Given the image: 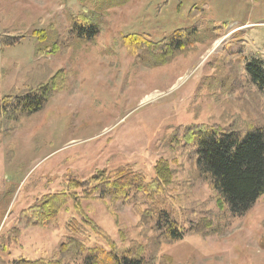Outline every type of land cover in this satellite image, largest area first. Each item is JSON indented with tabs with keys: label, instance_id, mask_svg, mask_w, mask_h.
I'll return each mask as SVG.
<instances>
[{
	"label": "rangeland",
	"instance_id": "1",
	"mask_svg": "<svg viewBox=\"0 0 264 264\" xmlns=\"http://www.w3.org/2000/svg\"><path fill=\"white\" fill-rule=\"evenodd\" d=\"M132 35L141 47L127 46ZM254 58L264 0H0V105L52 91L31 116L0 112V264L64 261L71 213L49 226L24 218L64 183L120 167L153 174L162 160L175 205L210 225L174 241L144 230L127 202L84 201L120 250L155 264H264V197L232 216L178 140L195 124L264 129V97L245 79Z\"/></svg>",
	"mask_w": 264,
	"mask_h": 264
},
{
	"label": "trees",
	"instance_id": "2",
	"mask_svg": "<svg viewBox=\"0 0 264 264\" xmlns=\"http://www.w3.org/2000/svg\"><path fill=\"white\" fill-rule=\"evenodd\" d=\"M22 40V37L8 38L4 45L14 46ZM124 40L129 47H141L136 36H128ZM245 72L246 84L255 87V93L264 97V60L254 58L246 65ZM51 93L49 85L30 90L0 105V112L31 116L45 108ZM178 140L184 151L195 159L198 171L232 216L248 215L264 197L263 128L239 133L195 124L183 131ZM167 166V162L162 160L155 165L153 174L142 169L120 167L110 173L99 170L88 180H69L61 192L46 196L24 218L33 225L49 226L58 224L62 212L71 213L72 217L66 222L69 235L60 249L64 256L62 263L69 258L70 264H155L135 253L120 250L90 218L83 203L93 198L127 202L133 206L144 230L163 233L174 241L189 233L205 232L209 223L201 220L197 213L192 216L186 209L175 205L178 202L172 193L171 169ZM88 228L101 238L92 239ZM259 245L264 251V235ZM17 264L52 263L43 259H23ZM158 264L165 262L159 261Z\"/></svg>",
	"mask_w": 264,
	"mask_h": 264
}]
</instances>
